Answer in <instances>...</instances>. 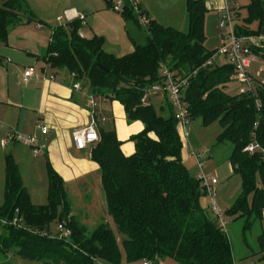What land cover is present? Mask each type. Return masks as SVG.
Wrapping results in <instances>:
<instances>
[{
	"label": "trees",
	"instance_id": "16d2710c",
	"mask_svg": "<svg viewBox=\"0 0 264 264\" xmlns=\"http://www.w3.org/2000/svg\"><path fill=\"white\" fill-rule=\"evenodd\" d=\"M24 2L3 0L0 42H8L11 27L35 18L30 8L23 11ZM242 9L245 14L236 12V33L263 32L264 0H251ZM208 11L205 0H187L184 31L149 20L145 43L123 56L106 52L102 36L82 37L79 18L52 29L43 59L53 74L66 71L92 95L119 100L128 121L140 119L145 128L132 136L135 152L130 156L123 153L113 126H98L101 139L92 145L91 158L100 165L107 211L118 234L105 219L92 225L73 214L64 180L49 163L48 202L34 204L18 164L7 155L0 253L39 264H122L124 258L127 264H159L161 258L181 264H234L228 235L201 205L205 193L201 181L184 165V143L169 98L165 101L171 112L141 102L146 89L163 80V68L186 80L183 96L190 121L201 119L205 127L218 123V141L232 144L230 161L241 177L242 192L227 213L244 216L245 230L263 219L264 157L245 148L253 140L264 148V84L257 87L256 96L230 95L225 89L234 77V66L225 62L204 66L216 53L205 46ZM123 15L139 22L132 9ZM254 52L264 59V46ZM59 223L72 230L70 238L52 235L53 224ZM258 241L264 260V230Z\"/></svg>",
	"mask_w": 264,
	"mask_h": 264
},
{
	"label": "crops",
	"instance_id": "0c3cea01",
	"mask_svg": "<svg viewBox=\"0 0 264 264\" xmlns=\"http://www.w3.org/2000/svg\"><path fill=\"white\" fill-rule=\"evenodd\" d=\"M28 1L30 6H27L31 7L33 12L37 16H42L43 19L46 18L47 13L53 12L57 16L56 19L65 24L71 21L64 17L65 11L73 10L84 15L85 23L83 27L90 26L93 33V35L89 36L82 27L81 34L86 38L97 35L94 33L98 29L99 18L97 15L100 12L108 11L115 4L113 0ZM138 1V6L150 21L156 20L163 24L160 21L162 19H160L161 15L159 14L166 13L170 14V18L167 21L170 22L168 26L183 30L187 24V0H160L162 7L157 6L158 9H156L153 0ZM250 1L205 0V3L209 10L208 12L212 11L220 19L225 12L226 4L235 3L236 12L239 11L245 14V9L239 10V8ZM25 7L24 4L23 11L28 10H25ZM132 7V3L126 0V11L133 9ZM160 7L161 11H158ZM154 12L155 15L153 14ZM60 17L62 18L59 19ZM137 19L139 20V18ZM39 21L42 22L41 19ZM28 23L30 22L17 26H23ZM42 26L43 24L39 23L37 27L42 29ZM92 33L90 32L89 34ZM130 38L132 45L126 49L129 50V53L135 49L136 44H143L137 43L132 37ZM6 44H9V39ZM104 49H106V52L109 50L105 46ZM27 53L36 60H42L44 56H42L43 53L39 55L34 51H28ZM4 58V56H0V69L2 71L0 74V148L5 150L7 155H12L18 164L23 184L28 190L32 202L36 205H43L48 202L49 163L64 180L70 198L75 200V202H72L73 214L84 223L94 225L99 220L105 219L111 224L106 198L103 194L100 165L91 158L92 146H88L85 149L76 147L72 131L74 128H83L89 125L94 119L99 127L110 128L113 126L118 139L122 141L121 149L123 153L130 156L135 152V143L131 138L144 130V123L140 119L128 121L125 107L119 100L92 95L88 86L80 82L81 88H75L76 82L73 76L66 71H58L55 75L56 80L45 81L41 78H33L28 83H24L22 81L23 73L26 68L30 67L26 66L24 71L22 70L21 73H18L17 81H13L6 74L4 67H2L5 65ZM8 63L12 62L8 59ZM6 69L8 70V67ZM53 72V70H49L48 74H53ZM164 99L166 98L164 97ZM148 100L150 104H153L150 98ZM41 125L48 126L49 131L47 134H42L39 130ZM12 131L23 134L36 133L38 135L37 145L40 147L39 152L35 153L29 145L15 140H10L5 146H2L1 141L6 139ZM185 146L187 145H184L182 156L187 150ZM6 154H0V204L4 201ZM30 184H32V189L29 188ZM38 186L45 188L46 191L40 192L39 195ZM34 189L35 193L32 191ZM83 190L90 191V194L85 199L82 197ZM34 194L38 200H41L37 202L41 203L34 201ZM43 199L46 200V203H43Z\"/></svg>",
	"mask_w": 264,
	"mask_h": 264
},
{
	"label": "rangeland",
	"instance_id": "374dc122",
	"mask_svg": "<svg viewBox=\"0 0 264 264\" xmlns=\"http://www.w3.org/2000/svg\"><path fill=\"white\" fill-rule=\"evenodd\" d=\"M134 0H131V3ZM136 1V0H135ZM145 1V0H144ZM156 9L157 6H161L160 0H153ZM114 3L118 0H113ZM139 2L138 0L136 1ZM25 10L29 9L27 5L30 6L29 1L24 2ZM242 4V3H240ZM3 5V0H0V6ZM243 5V4H242ZM23 7V6H22ZM162 7V6H161ZM161 7L158 11H161ZM134 15L138 18L139 14L134 8ZM32 10V8L30 7ZM125 4L122 6V10L117 12L114 8H110L108 11L100 12L98 16L99 23L96 30L97 35L104 38V46L109 49L107 52L114 54L115 56H123L129 53L126 50L132 45V40L130 37L135 39L137 43H145L147 38L146 25L149 22L143 23L139 21L138 23L131 18H126L123 14L125 13ZM23 12V11H22ZM25 12V11H24ZM33 12V10H32ZM106 12H108L106 14ZM110 12V13H109ZM36 14L35 12H33ZM161 13V12H160ZM155 15V12L153 13ZM39 15V14H38ZM161 15L160 20L163 24L169 25L167 22L170 18V14H159ZM174 15V14H172ZM28 16V14L26 15ZM57 16L53 12L47 13L46 18L42 16L35 15V18L30 21V23L23 26H14L10 28L9 32V44L0 43V56H4V70L6 74L13 81H17L18 73H21L26 66H33L36 70L41 73L42 68H44V60H36L33 56H30L27 52L34 51L37 54L45 55L47 53L49 39L51 37L52 29L56 26L63 25V22H59ZM220 19L218 15L208 12L205 19V46L210 51H216L221 46L222 37L225 34V29L220 26ZM42 20L40 22L39 20ZM140 20V19H139ZM42 23V29H38V24ZM236 23V21H235ZM84 28V29H83ZM82 29L87 32L89 36L93 35L91 27L86 26ZM180 29V28H179ZM187 29V24L184 26L183 31ZM92 34H89V33ZM106 50V49H105ZM215 65H221L224 61L223 57L215 56ZM8 59L12 63H8ZM1 67V66H0ZM8 67V70L6 69ZM251 72L259 81L260 84H264V59L260 56H256L255 61L252 64ZM2 73L0 69V74ZM226 92L230 95H236L239 92V83L233 77L232 81L226 86ZM20 93V91H19ZM147 97L151 99L153 105L159 110L161 105L164 104L166 111H170L168 104L166 103L162 94L153 95L150 91L147 92ZM167 105V106H166ZM177 110V108H174ZM171 112V111H170ZM189 130V145L187 150L183 155L184 165L189 170L190 174L201 181L202 176L216 178L218 183L213 187V191H210L208 187L205 186L204 182H201L204 188V194L201 197V205L211 218L216 220L212 210H211V197L215 195L220 207L223 209L224 218L226 221L225 232L228 235L231 245L234 264H264L262 259L259 246L258 237L264 230V217L263 219H257L252 228L249 230L244 229L245 217L244 216H234L229 215L227 210L232 206L236 198L242 192V181L238 174L233 172L232 164L230 161V154L232 151V144L230 142L220 143L218 141V136L221 132V127L218 123H214L208 127H205L201 119H195L190 121L188 124ZM7 153V152H6ZM5 150L0 148V154H6ZM7 155V154H6ZM5 155V159H6ZM32 184L29 185V188ZM4 189V187H2ZM35 193V189L32 190ZM39 195L40 192H45V188L38 186ZM84 199L90 194V191H82ZM104 194V191H103ZM71 202H75L74 198H70ZM34 201H41L35 197ZM43 203H46V200ZM41 203V202H37ZM75 205V204H74ZM110 216V215H109ZM254 216L250 218L253 220ZM111 218V226L116 231V225ZM53 233L57 231V225L52 226ZM121 241L122 237L118 235ZM0 264H39L35 261H30L23 259L18 256L9 255L6 256L0 253ZM103 264V263H102ZM122 264H127L125 258ZM159 264H181L180 262L172 258H161L159 259Z\"/></svg>",
	"mask_w": 264,
	"mask_h": 264
},
{
	"label": "built area",
	"instance_id": "2783aa9c",
	"mask_svg": "<svg viewBox=\"0 0 264 264\" xmlns=\"http://www.w3.org/2000/svg\"><path fill=\"white\" fill-rule=\"evenodd\" d=\"M131 2V0H128ZM123 4H126V0H118L113 5L114 10L120 12L122 10ZM132 5L138 12V18L140 21L145 23L147 18L143 15L141 8L138 6V3L134 0ZM236 4L230 2L225 6V12L221 18L220 26L225 29V34L222 37L221 46L216 50L215 55L210 58L205 65L215 64V56H220L224 58L223 63H228L234 66L235 73L234 78L239 83V92L238 94H251L256 96L257 87L260 85L259 81L251 72V67L255 61L256 54L254 52L255 48H261L264 46V31L259 34H249V35H238L235 30V19H236ZM64 17L69 20H74V18H79L85 23V16L79 13L74 12L73 10L65 11ZM60 17L59 19H61ZM83 37V34L80 33ZM51 69L50 64L45 62V67L39 73L36 68L30 66L25 69L22 77L24 83H28L33 78H41L45 81L47 80H56L54 74H48V71ZM161 75L163 80L159 83L154 84L150 88L146 89L144 97L141 99L142 104L150 105V101L147 97V92H151L153 95L162 94L164 97H168L171 104L175 110L176 118L179 121V130L181 139L184 145H188L189 141V130L188 124L190 123L188 105L184 100L183 96V87L186 84V80H180L176 78L174 73L171 72L168 68H163ZM75 88H81L79 82H76L74 85ZM257 106H261L259 99L256 100ZM47 125L39 126V130L42 134H47L48 130ZM72 137L74 139L75 145L79 149H85L88 146H92L100 141V134L98 131L97 121L94 119L92 122L83 127V128H74L72 131ZM15 140L24 144L29 145L33 148L35 153L39 152L40 147L38 143V135L34 134H23L17 132H10L6 139L1 141V145L5 146L8 141ZM249 153L261 152L264 157V148L260 145L259 142L253 140L245 148ZM201 182L205 183V186L213 191V187L218 183L216 178L202 176ZM211 210L216 217L217 223L225 230L226 221L223 214V209L220 207L215 195L211 197ZM17 222V219L14 221ZM59 235V237L70 238L72 235V230L66 227L65 224H57V231L52 233V235ZM54 235V236H55ZM143 264H158L151 261H144Z\"/></svg>",
	"mask_w": 264,
	"mask_h": 264
},
{
	"label": "water",
	"instance_id": "95a60500",
	"mask_svg": "<svg viewBox=\"0 0 264 264\" xmlns=\"http://www.w3.org/2000/svg\"><path fill=\"white\" fill-rule=\"evenodd\" d=\"M101 66V65H100ZM103 67V66H102ZM104 69H105V71H108V69L107 68H105V67H103Z\"/></svg>",
	"mask_w": 264,
	"mask_h": 264
}]
</instances>
